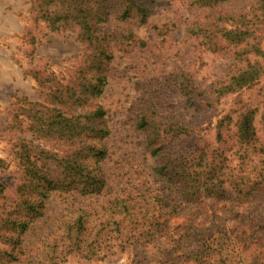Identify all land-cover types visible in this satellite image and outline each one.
<instances>
[{"label": "trees", "instance_id": "16d2710c", "mask_svg": "<svg viewBox=\"0 0 264 264\" xmlns=\"http://www.w3.org/2000/svg\"><path fill=\"white\" fill-rule=\"evenodd\" d=\"M227 1L190 0L202 14L186 32L204 50L230 49L236 68L206 88L190 70L169 74L156 85L135 121L154 157L153 182L105 201L99 198L107 190L102 163L111 130L100 98L114 48L136 37L131 28L104 26L112 20L146 25L161 0L33 1L32 21L44 22L49 32L75 31L85 51L68 76L32 69L43 97L18 106L11 140L21 171L12 192L0 181V264L91 262L123 253H132L131 264H239L244 250L252 253L246 264H264V171H235L229 148L222 146L233 143L245 158L264 154L256 109L243 105L235 117L221 116L210 139L196 122L161 111L165 90L173 85L184 106L198 112L264 75V62L250 58L264 59L255 34L264 26V0H253L249 11L239 13L220 10ZM30 38L36 41L37 34ZM54 193L96 199V204L68 206L55 229L27 249L25 235L45 215ZM206 199L256 201L259 213L252 220L248 212L245 222L230 223L226 217L217 223L203 208ZM203 215L207 220H199Z\"/></svg>", "mask_w": 264, "mask_h": 264}, {"label": "rangeland", "instance_id": "374dc122", "mask_svg": "<svg viewBox=\"0 0 264 264\" xmlns=\"http://www.w3.org/2000/svg\"><path fill=\"white\" fill-rule=\"evenodd\" d=\"M33 1L0 0V181L7 187V192H12L21 171L14 154L16 147L11 140L15 137L17 112L20 111L18 106L24 100L37 101L43 97L32 76V69L41 66L61 78L68 76L85 51L75 31L49 32L44 22L32 21ZM252 2L231 0L225 2L220 10L246 12L251 9ZM201 14L202 10L192 7L190 0H161L146 25L112 20L104 26L107 31L131 28L136 38L114 48L108 83L100 98L107 110V123L111 130L105 141L108 156L102 163L108 184L100 201L125 195L136 188H147L150 181L153 182L154 157L147 150L144 133L136 128L135 121L151 92L164 77L190 70L201 87L206 88L214 81L223 80L236 68L237 61L230 49L221 53L204 50L186 32L187 26ZM33 33L37 34L34 42L30 38ZM255 34L264 51V26L256 29ZM250 58L264 62L261 56ZM263 84L264 75L255 85L198 112L184 106L183 97L173 85L165 90L161 111L175 118L196 122L201 125L202 134L210 139L221 116L230 113L235 117L243 105H249L256 109L254 124L260 143L264 145ZM35 143L41 145L39 141ZM222 146L229 148L228 156L235 171H264V154L252 153L245 158L239 154L238 147H233V143ZM95 200L54 193L47 200L45 215L25 235L27 249L36 248L39 239L55 229L58 218L68 206H83L89 202L96 204ZM202 204L210 220L214 218L213 214L216 215L214 221L217 223L226 217L230 223L245 222L248 212L252 220L259 213L256 201L238 204L206 199ZM230 209L234 210L231 214L228 212ZM207 218L203 215L199 220ZM251 254L250 250H244L239 264L248 263ZM132 258V253H123L91 262L72 258L64 264H131Z\"/></svg>", "mask_w": 264, "mask_h": 264}]
</instances>
